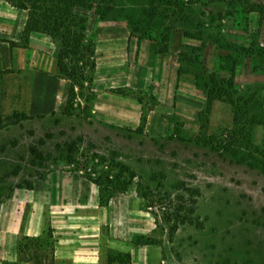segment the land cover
<instances>
[{"label": "rangeland", "instance_id": "1", "mask_svg": "<svg viewBox=\"0 0 264 264\" xmlns=\"http://www.w3.org/2000/svg\"><path fill=\"white\" fill-rule=\"evenodd\" d=\"M77 12L95 34L96 22L125 24L133 54L143 38L169 52L182 32L177 56L184 78L207 94L200 129L185 128L179 118L161 135L108 128L94 116L93 85L77 88L67 110V79L65 108L31 116L16 102L18 79L10 75L9 105L0 98V211L15 188L58 169L76 170L100 187L104 200L129 192L143 198L166 264H264V80L245 84L239 77L264 75V0H105ZM137 96L145 110L155 105L154 94ZM210 96L233 112V121L214 132Z\"/></svg>", "mask_w": 264, "mask_h": 264}, {"label": "crops", "instance_id": "2", "mask_svg": "<svg viewBox=\"0 0 264 264\" xmlns=\"http://www.w3.org/2000/svg\"><path fill=\"white\" fill-rule=\"evenodd\" d=\"M28 18L27 9L0 0V98L9 105V76L14 75L20 93L16 102L31 116H48L66 106V79L57 73L54 37L41 32L25 36ZM118 24L95 23V118L108 128H142L159 135L173 126L171 118H179L185 128L198 131L207 94L184 78L177 56L183 33L173 35L169 52H159L155 40L143 38L133 54V34ZM239 77L245 84L264 80L253 72ZM151 94L155 105L145 110V99L137 95ZM232 121L231 108L215 99L210 132ZM143 204L132 192L103 204L100 187L81 172H50L34 186L15 188L1 209L0 264H166L164 246L154 240L155 220ZM23 237L41 239L20 252ZM140 237L151 240L141 242ZM118 253L130 254V260L119 262Z\"/></svg>", "mask_w": 264, "mask_h": 264}, {"label": "trees", "instance_id": "3", "mask_svg": "<svg viewBox=\"0 0 264 264\" xmlns=\"http://www.w3.org/2000/svg\"><path fill=\"white\" fill-rule=\"evenodd\" d=\"M97 1L98 4H105V0H23L17 6L25 8L29 11V18L25 29V36L32 32H41L56 35L58 45L57 66L58 75L69 80L70 84V100L67 106L73 108L74 100L72 97L80 95L79 89H91L93 85V77L96 70V34L90 32L87 27V18L80 16L77 12L78 8H90ZM106 11L113 10L112 6H105ZM98 13L100 18H104L106 12ZM88 82V86L85 85ZM231 86L233 84L231 83ZM216 98L210 96L209 106ZM220 99V97H219ZM123 169L130 176L134 173L130 169L123 166ZM119 177L121 174L118 175ZM97 182V181H96ZM99 183V182H97ZM113 195H109L102 203L106 204ZM194 213L190 210L183 218H190L189 214ZM188 216V217H187ZM178 230L177 226L171 229V233ZM40 237H23L19 242V250L22 252L31 244H37ZM151 238L140 237L139 241L149 242ZM119 262L124 263L130 260V254L118 253L115 257ZM38 261L36 260V263ZM112 264V260L109 262Z\"/></svg>", "mask_w": 264, "mask_h": 264}, {"label": "built area", "instance_id": "4", "mask_svg": "<svg viewBox=\"0 0 264 264\" xmlns=\"http://www.w3.org/2000/svg\"><path fill=\"white\" fill-rule=\"evenodd\" d=\"M73 165H75V162L74 163H72Z\"/></svg>", "mask_w": 264, "mask_h": 264}]
</instances>
